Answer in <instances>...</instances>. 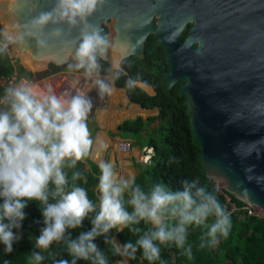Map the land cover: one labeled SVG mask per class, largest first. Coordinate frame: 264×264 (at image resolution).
Returning a JSON list of instances; mask_svg holds the SVG:
<instances>
[{
    "label": "clouds",
    "instance_id": "clouds-1",
    "mask_svg": "<svg viewBox=\"0 0 264 264\" xmlns=\"http://www.w3.org/2000/svg\"><path fill=\"white\" fill-rule=\"evenodd\" d=\"M104 2L55 0L50 11L40 12L28 20L22 25L21 32H0V54L25 37L35 39L38 48L47 47L48 41L43 37L59 39L65 34L62 25L69 29L81 25L69 71L82 70L86 78L92 79L100 98L111 95L113 87L100 78L99 63L106 58L110 41L101 28L88 23ZM49 26L52 31L46 33ZM113 69L112 79L115 80L122 72L119 61ZM126 86L129 89L146 87L131 78ZM65 96L69 98L65 99ZM0 105H4L0 108V246L5 254L13 252V245L20 238L17 231L23 226L25 209L30 203L39 206L44 227L35 237L36 250L30 253L29 264H43L45 256L42 252L61 241L66 242L70 264L78 261L109 264L95 240L113 229L122 232L127 228L138 232V228L130 226L141 221L150 223L154 230L140 236L135 243H125L123 252L116 246L114 254L135 259V254L140 251L142 257L153 264L160 257L158 245L174 244L190 257L191 249L185 248L190 227L207 228L201 238V247L205 242L214 245L218 234L228 236L231 229L229 215L217 197L198 180L184 181L182 189L177 191L159 183L145 191L135 185L132 177L117 178L111 163H101L97 184L100 193L98 212L85 188L75 184L67 187L64 168H75L78 161L89 155L92 145L86 121L93 103L88 95L64 93L58 96L51 88L46 94L36 95L30 85H20L5 89ZM80 178L79 172L72 173L73 182ZM126 192L130 194L127 201L124 199ZM93 212L91 230L71 239L70 230L80 228ZM210 217L214 220L208 224ZM57 264H69V261L59 260Z\"/></svg>",
    "mask_w": 264,
    "mask_h": 264
},
{
    "label": "water",
    "instance_id": "water-1",
    "mask_svg": "<svg viewBox=\"0 0 264 264\" xmlns=\"http://www.w3.org/2000/svg\"><path fill=\"white\" fill-rule=\"evenodd\" d=\"M54 5L55 0H0V29L21 32ZM88 23L110 41L100 61L112 72L117 61L121 67L128 58L142 59L148 38H155L166 57L167 89L181 83L178 96L205 177L264 214V0H105ZM61 27L63 37H43L47 47L38 48L31 37L11 44L19 66L38 73L72 63L82 26ZM100 78L116 88L112 74ZM137 88L155 95L148 85Z\"/></svg>",
    "mask_w": 264,
    "mask_h": 264
},
{
    "label": "trees",
    "instance_id": "trees-1",
    "mask_svg": "<svg viewBox=\"0 0 264 264\" xmlns=\"http://www.w3.org/2000/svg\"><path fill=\"white\" fill-rule=\"evenodd\" d=\"M145 54L142 59L134 57L128 58L121 63L122 72L118 79L113 80L117 89L125 91L131 104L140 106L146 110L157 109L158 115L150 118L146 122L137 118L132 121H125L118 126L119 134H128L141 138L143 134L147 138L146 144L142 147L151 149L148 152L151 159L147 165L139 166V173L135 180V185L148 191L154 184L165 185L172 191L181 190L184 181L198 180L199 184L212 192L218 199L221 207L225 210L224 200L214 191V185L205 177L200 164V147L193 138L189 120L183 105L184 99L179 98L178 89L181 83L172 89H167L165 75L168 71L164 49L155 45V38L150 36L145 44ZM16 63V62H15ZM73 63V62H72ZM70 63L64 68L49 66L50 71L33 75L26 72L20 66H14L8 54H0V76L9 77L13 73L18 76L26 77L30 80H41L58 72H71L83 75V71H69ZM101 64L100 76L112 74L109 65L99 61ZM134 79L145 85L152 87L155 91L154 96H149L141 89L135 87L127 88L128 79ZM5 90L0 86V98L4 96ZM157 122V127L147 133L150 124ZM94 131L90 134L93 141ZM68 178V188L73 184L86 189L88 198L96 205V211H99L100 193L97 190L98 177L100 175L99 167L89 161V155L77 162L75 168H64ZM79 172L81 178L72 181V173ZM130 198L128 192L124 199ZM231 203L237 208L244 204L229 195ZM51 202V201H50ZM42 207V206H41ZM126 207H128L126 205ZM131 211V208L128 207ZM226 212V211H225ZM26 218L23 226L17 231L20 237L18 242L13 245V252L5 254L0 246V264H29L30 253L35 249V237L39 236L44 227L43 218L39 206L30 203L25 209ZM95 212L90 213L83 225L75 230H70V238L75 239L81 232L91 230V219ZM231 220V229L227 237L217 236V242L212 245L205 242L201 247L202 236L207 232V228L199 227L188 230L185 248L191 249V256L185 254L184 249H178L174 244L158 245L160 248V257L153 264H264V219L248 217L239 212L229 215ZM214 217L207 221L211 224ZM130 227L138 228V232L130 231L125 228L122 232H116L113 229L105 236L98 237L95 240L98 248L103 251L109 264H115L119 259V254H114L115 247L111 244V239L116 234L114 242L120 246L123 252V245L129 241H135L146 232L154 230L150 223L141 221L138 225ZM68 236L66 234L65 240ZM107 241V243H105ZM120 244V245H119ZM122 246V247H121ZM45 256L43 264H57L59 260H68L66 242L54 243L50 249L43 251ZM127 257V256H126ZM128 258V257H127ZM130 264H149L144 259L140 251L135 254V259H129ZM77 264H90L88 261H78ZM123 264H129L127 259Z\"/></svg>",
    "mask_w": 264,
    "mask_h": 264
},
{
    "label": "crops",
    "instance_id": "crops-1",
    "mask_svg": "<svg viewBox=\"0 0 264 264\" xmlns=\"http://www.w3.org/2000/svg\"><path fill=\"white\" fill-rule=\"evenodd\" d=\"M77 80L81 81L83 77L79 76ZM105 99L104 105L99 102L93 107L86 121L89 134L94 131V138L89 149V161L98 167L101 163H111L117 178L132 177L135 179L139 173V166L149 164L148 161L151 159L152 153L149 156L148 152H152V150L147 147L141 148L132 139L122 140L118 133V126L125 121L137 118L146 122L150 118H155L158 115V110H146L131 104L127 100L125 91L114 87L112 95H106ZM100 105L102 107H98ZM110 123L114 125L113 128L108 127ZM156 127L157 122L150 124L147 133ZM144 135L142 136L144 137ZM119 142H129L132 146L131 151L126 154L119 152L116 149ZM144 157L146 158L144 159ZM144 160L146 164L143 163Z\"/></svg>",
    "mask_w": 264,
    "mask_h": 264
},
{
    "label": "built area",
    "instance_id": "built-area-1",
    "mask_svg": "<svg viewBox=\"0 0 264 264\" xmlns=\"http://www.w3.org/2000/svg\"><path fill=\"white\" fill-rule=\"evenodd\" d=\"M9 58L12 60V63H15L16 60L12 54L11 46L9 45L6 52ZM79 76L83 77V80L79 81ZM51 77V76H50ZM60 80L59 84L56 87H49L46 83L41 82L40 80H30L23 76H18L16 73H13L9 77L0 76V86L5 90L10 87H17L20 85H30L33 89V93L36 95H43L48 92V89L51 88L52 92L56 95H62L64 93L77 94L84 93L90 97L92 100L93 106L97 103V88L93 83L92 79L86 78L84 75L76 73H61L53 75ZM68 96H65V99H68ZM116 149L123 153H129L132 149V146L129 142H119L116 145ZM146 157H144L145 159ZM146 164V161H143ZM214 191L218 196H221L224 200L225 211L228 215L233 213H241L248 217H255L258 219H264V214H259L253 208L247 205H243L240 208H237L234 203L230 202L229 195L222 187H216L214 185Z\"/></svg>",
    "mask_w": 264,
    "mask_h": 264
},
{
    "label": "rangeland",
    "instance_id": "rangeland-1",
    "mask_svg": "<svg viewBox=\"0 0 264 264\" xmlns=\"http://www.w3.org/2000/svg\"><path fill=\"white\" fill-rule=\"evenodd\" d=\"M0 32H3L1 29H0ZM14 64V66H19L20 64L19 63H13ZM38 73H41V72H38ZM69 73H71V72H69ZM31 74H36V73H31ZM106 80V82H108L109 81V79L107 78V79H105ZM41 82H43V83H46L47 85H49V87H56L58 84H59V82H60V80L59 79H57L56 77H53V76H51V77H48V78H44V79H42V80H40ZM110 83V82H109ZM111 84V83H110ZM113 93V92H112ZM112 93H111V95H112ZM107 95V94H106ZM106 95L103 97V98H100L99 96H98V90H97V98H98V100H97V102L96 103H99L100 102V104H102L103 103V105H104V103L106 102L105 100V98H106ZM117 98L119 99V97L117 96ZM95 106V105H94ZM93 106V107H94ZM2 107H4V105H0V108H2ZM98 107H102V105H100V106H98ZM103 119H104V116H103ZM115 124V123H114ZM109 128H113L114 127V125L113 124H111L110 123V125L108 126ZM120 136V138L122 139V140H124V139H132V140H134L135 141V143H137V145H140V146H144L145 144H146V141H147V138L146 137H141V138H137V137H134V136H132V135H128V134H120L119 135ZM122 252V251H121ZM119 257H120V259L115 263V264H123L124 263V261H125V258L127 259V261H128V263L130 264V262H129V260H128V258L126 257V256H124V255H120L119 254Z\"/></svg>",
    "mask_w": 264,
    "mask_h": 264
},
{
    "label": "flooded vegetation",
    "instance_id": "flooded-vegetation-1",
    "mask_svg": "<svg viewBox=\"0 0 264 264\" xmlns=\"http://www.w3.org/2000/svg\"><path fill=\"white\" fill-rule=\"evenodd\" d=\"M109 68L111 69V67L109 66ZM47 71H50V69L48 68L47 70H45V71H43V72H41V73H44V72H47ZM41 73H36V74H33V75H38V74H41ZM61 73H65V72H58L57 74H61ZM53 75H56V74H52V75H50V76H53ZM111 75V74H110ZM50 76H48V77H50ZM48 77H46V78H48ZM42 80V79H41Z\"/></svg>",
    "mask_w": 264,
    "mask_h": 264
}]
</instances>
